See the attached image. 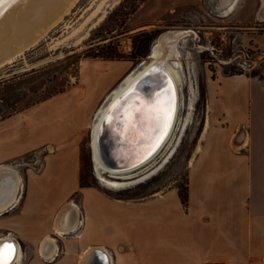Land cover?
Listing matches in <instances>:
<instances>
[{"label": "crops", "instance_id": "crops-1", "mask_svg": "<svg viewBox=\"0 0 264 264\" xmlns=\"http://www.w3.org/2000/svg\"><path fill=\"white\" fill-rule=\"evenodd\" d=\"M219 5L224 36L264 26V0ZM128 67L91 61L80 83L0 120V244L21 247L15 264H264V84L246 74L207 86L209 130L189 162L187 207L177 188L121 199L81 186L85 130ZM40 151V172L19 164ZM71 201L76 230L58 235Z\"/></svg>", "mask_w": 264, "mask_h": 264}, {"label": "rangeland", "instance_id": "rangeland-1", "mask_svg": "<svg viewBox=\"0 0 264 264\" xmlns=\"http://www.w3.org/2000/svg\"><path fill=\"white\" fill-rule=\"evenodd\" d=\"M101 1L80 0L47 38L15 62L0 68V120L80 83L84 65L94 60L129 63L119 84L131 70L150 61L148 56L159 37L172 30L192 29L197 34L180 42L186 73L180 87L183 105L179 108V126L175 133H181V119L188 114L190 93L185 79L192 76L198 90L195 114L188 130L183 132L176 154L162 170L145 182L122 190L103 186L95 173L91 146L95 111L81 143V182L85 185L101 187L128 199H142L175 188L179 193H186L189 162L194 160L209 130V126L205 130L207 86L224 75L241 73L264 84V26L250 25L245 29L244 39L240 29L224 36L218 30L223 24L217 17L222 0H201L197 5L186 4L187 0H118L114 6H109L114 0H103L105 6L93 15ZM173 1L181 4L175 5ZM104 9L106 16L97 22ZM44 156L45 152L40 151L18 162L40 172Z\"/></svg>", "mask_w": 264, "mask_h": 264}, {"label": "bare ground", "instance_id": "bare-ground-1", "mask_svg": "<svg viewBox=\"0 0 264 264\" xmlns=\"http://www.w3.org/2000/svg\"><path fill=\"white\" fill-rule=\"evenodd\" d=\"M79 1L80 0H16L15 3H10L8 0H3V3H0V10L3 11V15L0 16V68L15 62L17 58L23 56L29 49L47 38L49 34L65 20L66 16L72 12ZM117 1L118 0H114L113 3H109V6H114ZM103 4L104 2L101 4L99 3V7L94 11L93 15L101 11ZM234 5V3L230 5L229 10L232 11ZM106 13L107 10L104 9L97 22L101 21L106 16ZM92 26L94 25L92 24ZM196 34L197 33L192 29H181L172 30L159 37L152 48L150 61L142 63L141 67L127 74L123 81L107 96L104 103L95 111L93 117L94 122L91 125V146L93 149L95 173L103 186L114 190H122L143 183L162 170L164 165L170 161L169 159L176 154L182 141L183 132L185 129L188 130L193 121L196 101L198 99L197 83L194 81L193 76L190 77L191 79L187 77L185 80H187L186 84H188L190 93L188 97L190 98L188 114L185 118H180L179 130L181 133L176 134L175 132L179 126V112H181L179 108H182L183 105L180 87L183 84L184 73H186L185 65L182 61L183 53L180 49V42ZM161 72L162 74L166 73V75H168L177 90V95L178 91L180 94V100L177 103L178 109H176L175 106L177 116L168 137L157 153L145 163L136 165L135 167H132V165L123 169H112L106 165L101 154L102 147L99 145V137L103 130L104 122L111 117L112 111L116 108L122 97L133 90L135 86H138L137 84L140 79L146 77L148 74H152V77L157 78V76H160ZM141 84L142 86L139 87L140 92L143 93L147 91L151 95L157 88H160V86L154 88L148 86V84L144 86L145 83ZM160 85H163V83H160ZM207 126H209V122H207L205 130ZM75 206V203L71 201L61 214L58 215L55 223V229L58 235L71 234L72 231L76 230L78 220L76 219L75 221L73 218V208ZM8 241L15 246V256L11 261V264H15L22 258V249L18 247L14 241ZM52 257H54V255ZM97 258L99 259V257Z\"/></svg>", "mask_w": 264, "mask_h": 264}, {"label": "water", "instance_id": "water-1", "mask_svg": "<svg viewBox=\"0 0 264 264\" xmlns=\"http://www.w3.org/2000/svg\"><path fill=\"white\" fill-rule=\"evenodd\" d=\"M150 56L151 53L148 58ZM151 75L140 79L138 86L122 97L112 111L111 117L114 119H108L103 124L99 145L106 165L112 169L145 163L157 153L175 123L179 91L177 95V90L166 73L161 72L157 78ZM141 83L160 88L152 95L147 91L142 93L139 89ZM125 97H129L127 102Z\"/></svg>", "mask_w": 264, "mask_h": 264}, {"label": "snow or ice", "instance_id": "snow-or-ice-1", "mask_svg": "<svg viewBox=\"0 0 264 264\" xmlns=\"http://www.w3.org/2000/svg\"><path fill=\"white\" fill-rule=\"evenodd\" d=\"M10 3H15L16 0H8ZM3 3V0H0ZM3 15V11L0 10V16ZM129 97H125L124 100L127 102ZM114 117H109V120H113ZM15 256V246L11 243L0 244V264H11V261Z\"/></svg>", "mask_w": 264, "mask_h": 264}, {"label": "trees", "instance_id": "trees-1", "mask_svg": "<svg viewBox=\"0 0 264 264\" xmlns=\"http://www.w3.org/2000/svg\"><path fill=\"white\" fill-rule=\"evenodd\" d=\"M98 56L103 57L104 59H112V60H114L113 57H112V58H111V57H108V56L105 57V55H104V56H103V55H96L95 57H98ZM241 74H243V73H241ZM81 185H82L83 187H85V186H89V185H85L83 182H81ZM180 195H181V198H182V200H183L184 205L187 207V205H188V198H189L188 188H187L186 193H180ZM118 198H121V199H128V198H125V197H123V196H120V197H118Z\"/></svg>", "mask_w": 264, "mask_h": 264}, {"label": "built area", "instance_id": "built-area-1", "mask_svg": "<svg viewBox=\"0 0 264 264\" xmlns=\"http://www.w3.org/2000/svg\"><path fill=\"white\" fill-rule=\"evenodd\" d=\"M225 264H229V263H225Z\"/></svg>", "mask_w": 264, "mask_h": 264}]
</instances>
